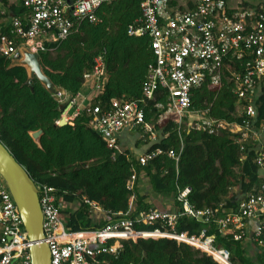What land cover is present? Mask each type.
I'll use <instances>...</instances> for the list:
<instances>
[{
    "label": "trees",
    "instance_id": "1",
    "mask_svg": "<svg viewBox=\"0 0 264 264\" xmlns=\"http://www.w3.org/2000/svg\"><path fill=\"white\" fill-rule=\"evenodd\" d=\"M73 1V0H72ZM70 1L69 3H71ZM26 10L17 16H21ZM96 22L78 23L62 41L45 43L38 51L44 73L67 94L77 95L83 76L90 72L94 58L102 55L107 76L103 92L94 106H107L126 98L140 103L145 122L157 135L146 154H157L145 165L127 150H110L102 137L89 128L83 111L73 125L57 123L59 104L36 80H27L21 67L9 68L10 59L0 55V141L25 168L36 186L52 188L61 205L60 218L71 232L102 229L117 220L157 209L154 199H175L189 190L187 199L197 210L233 211L245 195L253 193L264 181L259 170V143L242 133L228 130H197L187 120L182 125L176 116L164 119L168 93L157 88L153 100H145L148 69L155 58L148 36H129L127 29L142 18L139 0H115L94 12ZM18 39V38H17ZM16 39L19 46L21 42ZM249 58L224 59L220 86L212 88L205 80L191 91L192 113L242 126L248 121L247 100H238L232 74L243 76ZM253 127L264 134V86L258 85L251 102ZM41 131L39 144L29 133ZM178 155L176 161L168 153ZM132 176L136 180L129 189ZM158 199V200H159ZM176 203V202H175ZM100 211L96 213V209ZM194 219L181 218L177 232L194 235L202 228ZM157 226L138 227L153 231ZM214 228V227H213ZM114 243V241L110 242ZM217 247L229 251L230 264H264V255L255 257L246 242H235L231 235L217 234ZM116 255L97 254L94 264H220L206 254L168 239L123 241ZM257 248V247H256ZM258 249V248H257ZM259 251V250H258Z\"/></svg>",
    "mask_w": 264,
    "mask_h": 264
},
{
    "label": "built area",
    "instance_id": "2",
    "mask_svg": "<svg viewBox=\"0 0 264 264\" xmlns=\"http://www.w3.org/2000/svg\"><path fill=\"white\" fill-rule=\"evenodd\" d=\"M28 11L29 26L15 21L12 36L0 34V55L18 58L16 38L32 52L43 51L45 43L59 42L68 37L82 21L96 22L94 12L103 4L115 0H20ZM142 18L127 29L129 36H148L155 61L148 69V83L144 90L145 100H153L157 88L168 93L165 112L160 116H176V123L187 120L197 130H228L242 133L243 138L252 135L258 143L263 132L253 127L251 119L255 110L251 105L258 85L264 86V0H139ZM16 36V37H14ZM237 59L248 57L246 73H233L238 100H247L243 108L248 121L242 126L216 122L205 113H192L191 91L209 80L212 88L220 86L224 59L229 55ZM83 86L89 94L82 98L80 92L73 96L70 108L62 118L73 125L74 118L85 111L88 126L98 133L110 150L119 149V135L125 131L141 130L147 142H155L157 135L145 122L140 103L119 98L107 106L97 104L107 80L103 56L94 58L90 72L83 76ZM68 95V94H67ZM196 114L201 116L192 122ZM185 123V122H184ZM258 166L264 173V147ZM157 154L139 157L145 165ZM168 155L178 161L173 151ZM135 176L128 182L133 188ZM43 216V230L51 254V264H94L97 254L116 255L123 241L138 239H168L187 245L214 259L220 264L229 263V251L217 247L216 236L231 235L235 242L255 245L264 255V181L253 193L245 195L233 211L223 212V206L215 210H197L190 205L189 190L178 193L174 209L160 211L149 209L133 217L117 220L102 229L71 232L60 218L61 205L54 190L36 186ZM100 209H96V213ZM191 218L202 224L197 234L177 232L181 218ZM257 221L253 233L247 232V223ZM0 264H31L30 241L24 229L19 210L8 187L0 175ZM157 226L153 231L138 227ZM214 227V228H213ZM114 241V243H110ZM230 264V263H229Z\"/></svg>",
    "mask_w": 264,
    "mask_h": 264
},
{
    "label": "water",
    "instance_id": "3",
    "mask_svg": "<svg viewBox=\"0 0 264 264\" xmlns=\"http://www.w3.org/2000/svg\"><path fill=\"white\" fill-rule=\"evenodd\" d=\"M18 58L10 60L9 68L21 67L26 71L27 80L36 79L50 96L59 104L58 110L66 114L70 108L72 94L56 86L44 73L40 64L39 54L24 46L18 49ZM64 118L60 126L66 125ZM41 131L29 133L32 140L39 144ZM0 175L4 179L8 190L19 210L21 220L30 241L29 253L31 264H51V254L45 240L43 230V216L39 202L38 190L25 170L11 154L10 150L0 141Z\"/></svg>",
    "mask_w": 264,
    "mask_h": 264
},
{
    "label": "crops",
    "instance_id": "4",
    "mask_svg": "<svg viewBox=\"0 0 264 264\" xmlns=\"http://www.w3.org/2000/svg\"><path fill=\"white\" fill-rule=\"evenodd\" d=\"M63 1L69 3L72 0H63ZM22 8H24V7L22 6V3L20 0H0V34L6 35V36H12L15 21H19L21 23V25L25 28L27 26H29L30 17H29L28 11L25 8L24 9L26 11L23 14H21V16H17L22 11ZM14 37H16V36H14ZM17 38L16 39L19 42H21V45H22L23 40L19 37H17ZM80 94H81L82 98H85L89 94V87L83 86L82 90L80 91ZM124 136H127L128 138L129 137L133 138V140L131 141L132 145L122 144L121 139ZM136 141H139L143 144L142 149H140V150H142L141 152H139L138 151L139 149L136 148V146L134 145ZM118 146H119L120 150H127L131 153H134L137 156H142L146 153L148 146H149V142H147V140H145V138L142 135L141 130H137V131L125 130L119 135V145ZM262 147H264V134L260 138L258 148H262ZM130 149H132V151ZM155 204L157 205V207H155V208H157V210H160V211H171L175 208L174 202H170L169 198L159 199V200H157V202H155ZM256 226H257V221H249L247 223V228H246L247 232L249 234L253 233ZM1 232H2V227L0 225V235H1ZM247 245H248L249 251L251 252V254L254 255V257L258 253H260L255 245H253L251 243H249Z\"/></svg>",
    "mask_w": 264,
    "mask_h": 264
},
{
    "label": "rangeland",
    "instance_id": "5",
    "mask_svg": "<svg viewBox=\"0 0 264 264\" xmlns=\"http://www.w3.org/2000/svg\"><path fill=\"white\" fill-rule=\"evenodd\" d=\"M21 46H24V45H21ZM20 46V47H21ZM24 47H26V46H24ZM28 49V48H27ZM192 116H194V118H192L191 120L189 119V121L190 122H192L193 120H195L196 118H199V117H201V116H197L196 114H193ZM142 135H143V133H142ZM122 144H124V145H132V140H133V138H128L127 136H124L122 139ZM146 140V139H145ZM135 146H136V148H138L139 150V152H141L142 150H140V149H142V143L141 142H139V141H136L135 142V144H134ZM131 151H132V149H130ZM147 186L144 184V188L142 189L143 190V192L144 193H146V192H148V195H150V201H155V202H157V200L156 199H154L155 198V196L154 195H152V194H150L149 193V190L146 188ZM169 199H170V202H174V199L172 198V196H169Z\"/></svg>",
    "mask_w": 264,
    "mask_h": 264
},
{
    "label": "bare ground",
    "instance_id": "6",
    "mask_svg": "<svg viewBox=\"0 0 264 264\" xmlns=\"http://www.w3.org/2000/svg\"><path fill=\"white\" fill-rule=\"evenodd\" d=\"M227 264H229V263H227Z\"/></svg>",
    "mask_w": 264,
    "mask_h": 264
}]
</instances>
